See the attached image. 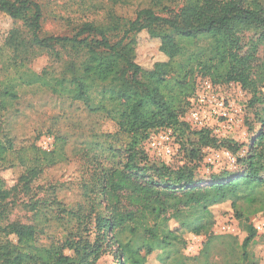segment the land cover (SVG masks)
I'll return each instance as SVG.
<instances>
[{"label":"rangeland","instance_id":"374dc122","mask_svg":"<svg viewBox=\"0 0 264 264\" xmlns=\"http://www.w3.org/2000/svg\"><path fill=\"white\" fill-rule=\"evenodd\" d=\"M33 1L42 6V35L64 37L75 35L85 23H93L108 31L114 28L122 31L123 28L117 26L125 27L144 9L171 17L173 11H179L191 0ZM246 1L250 3L252 0ZM258 1L264 4V0ZM120 31H112L111 35L116 36ZM13 34L19 43H26L23 48L16 49L11 41ZM174 37L182 50L176 65H185L187 69L182 76L187 75L186 80L195 84L194 94L178 106L183 110L181 119L190 130L184 136L174 134L172 129L150 131L141 144L142 154L137 157V162L145 157L141 167L146 164L166 165L174 170L195 168L197 179L207 186L215 176L242 171L239 161L250 156L254 140L264 131V123H261L264 121V103L259 104L241 84L226 81L227 70L215 59L211 49L214 41L210 37ZM30 38V28L25 22L0 13V139L12 146V150L0 158V227L11 223L33 227L36 234L31 245L35 248L65 245L67 242L80 247L97 243L100 251L95 264H121L123 259L117 257L119 249L110 236L109 240L96 242L94 221L114 210L124 212L130 209L127 193L122 195L121 205L115 208L112 205L107 207L105 193L108 173L123 168L127 162L130 138L107 115L91 112L85 103L74 100L67 90L58 88V92L53 91L54 81L72 79L84 57L61 46H32ZM132 39L135 62L144 70L150 71L157 63L169 61L160 50L161 41L146 31ZM178 74L180 69L174 66L169 78ZM36 80L38 82L34 83ZM7 90H12L15 96L7 95ZM163 93L168 99L178 97L173 86L163 88ZM262 93L264 98V89ZM202 97L204 101H200ZM214 99L224 102L226 117L211 114ZM192 112L207 117L205 128L189 124ZM200 131L207 133L210 144L201 142L195 134ZM167 132L171 137L165 143L174 151L170 159L161 157L148 145L153 133L163 143L161 138ZM49 143L52 145L49 151L64 148L65 159L54 166H40V174L32 179V162L35 156H40L39 150L46 151L44 146ZM259 218L264 215L251 217V223ZM227 226L232 229L230 236H243L241 221L232 210L224 208L219 211L211 232L225 236L222 231ZM0 236L17 244L14 235L2 233ZM181 237L182 242L177 246L179 252L168 263L196 264L190 259L200 255L207 241L206 235L186 232ZM220 250L215 249L210 263L224 264ZM250 251L260 258L259 264H264L262 236L258 235ZM65 253L74 256L68 249ZM141 253L144 255L145 251ZM94 259L95 256L91 258ZM183 259L187 261L182 263ZM147 264H158L155 256Z\"/></svg>","mask_w":264,"mask_h":264},{"label":"trees","instance_id":"16d2710c","mask_svg":"<svg viewBox=\"0 0 264 264\" xmlns=\"http://www.w3.org/2000/svg\"><path fill=\"white\" fill-rule=\"evenodd\" d=\"M173 12L166 18L152 9L141 10L134 21L125 27L117 26L123 28L122 31L117 28L108 31L85 23L73 36L45 37L41 5L33 0L0 1V13L15 21L21 20L30 28L32 46H61L84 57L72 79L54 81L53 91L67 90L91 112L107 115L130 138L127 162L123 168L108 173L105 189L107 207L121 205V197L127 193L130 209L98 216L94 221L96 242H104L110 236L119 249L117 257L123 259L121 264H147L152 256L158 264H169L179 252L181 234L187 232L207 237L200 255L190 259L196 264H212L210 258L217 247L221 249L219 255L224 264H259L260 258L250 251L258 237L251 217L264 215V131L254 140L250 156L239 161L241 172L215 176L207 186L197 179L195 168L174 170L166 165L146 164L141 167L145 157L140 163L137 157L142 154L141 144L150 131L172 129L174 134L184 136L190 130L182 121L183 110L178 106L194 94L195 84L186 80L187 75L182 76L187 69L185 65H176L182 50L174 36L210 37L214 41L211 49L215 59L227 70L226 81L241 84L263 105L264 4L258 0L250 3L246 0H191ZM112 31L120 33L115 36L111 35ZM144 31L161 41L160 50L169 60L157 63L150 71L135 62L132 38ZM11 41L17 50L26 44L19 43L14 34ZM174 66L180 69V74L169 78ZM168 86L177 89L176 100L164 95L163 88ZM6 94L15 96L12 90H7ZM251 105L253 107L254 103ZM195 134L203 144L211 143L205 131ZM9 150L12 146L0 139V158ZM39 151L40 156H35L32 162V179L40 174V166H54L65 159L64 148ZM224 208L232 210L241 221V238L212 234L219 211ZM2 233L14 235L17 244L0 236V264H95L98 260L97 243L80 247L67 242L35 248L31 243L36 231L31 226L11 223L0 227ZM262 238L264 241V236ZM66 249L73 251L74 256L67 255Z\"/></svg>","mask_w":264,"mask_h":264},{"label":"built area","instance_id":"2783aa9c","mask_svg":"<svg viewBox=\"0 0 264 264\" xmlns=\"http://www.w3.org/2000/svg\"><path fill=\"white\" fill-rule=\"evenodd\" d=\"M211 87L209 86V89ZM200 101H204L203 97L201 98ZM213 104V113H211L212 115L216 116H227L226 113V108H225V104L224 102L220 101L219 99H214ZM191 117L190 118V123L191 125L194 126H199L201 128H205L207 126V122L208 119L207 117H200L197 113L192 112L191 113ZM155 131H160V130H155ZM168 137H171V133L167 132V135L165 137H162L161 139L163 140V143H160L156 133H153L150 138L148 139V145L151 148V150L155 151V152H159L160 156L165 158V159H170L174 156V151L171 145H166L165 141H168ZM50 146H52L50 143L46 144L44 146V149L46 151L50 150ZM252 226L254 227V229L256 230L257 234L260 236H264V218H259L256 219L252 222ZM222 234H226V235H232V229L231 227H224ZM196 238V236H195Z\"/></svg>","mask_w":264,"mask_h":264}]
</instances>
